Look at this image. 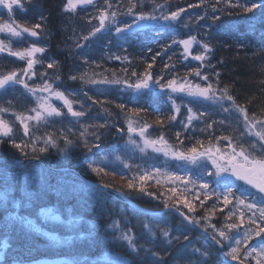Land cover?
Returning <instances> with one entry per match:
<instances>
[{"label": "trees", "instance_id": "trees-1", "mask_svg": "<svg viewBox=\"0 0 264 264\" xmlns=\"http://www.w3.org/2000/svg\"><path fill=\"white\" fill-rule=\"evenodd\" d=\"M67 0H19L14 4L11 12L0 5V23H10L13 27L22 25L37 31V37L24 33L22 37H12L10 33L0 32V41L10 45L13 51L23 50L35 44L45 49L44 53H37L34 57L39 63L34 65L35 76L29 79L23 77L27 83L35 87L42 85L43 80L53 83V86L65 92L69 99L74 100V110L85 111V116L79 119L67 113L62 102L53 98V103L61 108L62 116L49 119L47 122L28 121L30 135L25 136L23 125L16 120L14 113L34 115L29 110L37 106L36 98L23 85H14L6 89H0V108L8 109L0 113V118L9 122L13 127L11 138L21 143L27 157L21 155V151L12 147L9 137L0 140V158L9 157L19 160L35 159L32 149L45 147L44 139L47 134L59 137L57 147L48 146V151L40 155L47 165L54 168L70 167L76 169L85 178L99 183H112V188L123 187L127 179L139 170L151 169L152 167L168 168L177 171L178 165H184L183 161H176L165 157L162 153L153 152L151 148L144 153L129 143L126 113L133 108H145L147 111L140 113L142 121L151 124L146 131L150 139H157L161 134L174 146H179V140L183 141L186 149L203 141L207 146L211 142L216 144V137L226 135L233 136L235 140L243 143L245 147L257 138L250 136L244 128L242 118L236 113H224L212 106L210 101L196 100L192 97L177 99L182 104L180 112L175 121L166 122L163 126L155 124L157 115L167 118L173 112L167 95L159 88L149 91L141 90L133 93L126 85H88L80 81L81 75H87L93 79L102 80L105 77L129 79L135 82L132 76L135 71L138 75L144 73L147 65L152 63L149 70L152 76L163 75L165 81L173 76L184 77L192 83L206 84L211 82L214 87L229 88L237 104L247 108L249 116L255 113L257 118H264V5L261 0H167L168 7L165 12L178 11L181 13L178 23L172 27L161 28L159 25H167L170 22L155 21L148 27L142 29L133 28L132 34H115V28L111 31H102L88 42H83L82 37L91 31L93 26H98L99 9L104 7V0H94L92 5H79L75 12L65 11L64 5ZM116 4V0H110ZM127 4L128 0H122ZM157 3H165V0H156ZM256 3L257 8L251 12H245L244 7H250ZM236 5V6H233ZM215 6L216 11H212ZM152 0H144L143 11H151ZM141 10V9H137ZM159 15V10H157ZM213 16L220 17L213 20ZM204 17L203 19H198ZM91 18V22L90 21ZM121 23H130L131 17H119ZM40 24V28L35 25ZM187 25V27H185ZM120 26V25H117ZM19 30V28H18ZM196 36L202 43H209L212 51L207 54L203 62L196 61L192 57L184 58L183 46L171 44L172 39H186ZM81 42L84 47L77 48L76 43ZM169 45L167 48H162ZM149 48L151 51H149ZM203 51L200 45L194 44L193 55ZM157 52L153 63V56ZM120 56V60L113 57ZM127 57V59H124ZM56 62L53 68H48L49 63ZM169 68L165 69L164 65ZM99 65V66H97ZM27 66L26 60L9 55L7 52L0 53V74L17 71L21 75ZM174 66V67H173ZM200 68L201 75H207L209 80L203 81L195 75H188L190 69ZM126 70V71H125ZM46 73L41 78L40 74ZM217 73L219 76L217 77ZM59 76L60 80L55 78ZM71 76H76L75 81ZM217 81L219 82L217 85ZM87 93V97L81 94ZM144 93H148L145 95ZM40 95V93H38ZM43 95H46L43 94ZM182 95V94H181ZM75 101H82L83 107ZM93 101L103 102L93 103ZM124 104L125 110L117 107ZM227 106V105H225ZM187 107H192L196 112L210 113L204 120H194L187 129L183 127L186 123ZM107 108L108 112L103 109ZM223 120L224 124L219 121ZM217 121L212 128L207 124ZM95 125H105L97 129ZM88 127L86 139L89 145L96 143L93 132L100 134L99 148L93 147L88 151L84 146V138L80 132ZM117 128L123 131L118 132ZM63 132L73 143L65 148V142L60 135ZM241 133L244 135L241 136ZM39 138V139H34ZM137 142H141L138 134H133ZM227 141L221 140L218 147L223 149ZM198 146V145H197ZM121 156L131 168L125 167L115 156ZM108 157V159H102ZM97 161L105 168L108 175L97 174L88 168V164ZM212 170L210 161H202ZM192 169L193 176L200 174V169L195 165H188ZM115 173V176L112 174ZM179 174H184V168L179 169ZM8 177L7 197H5V177ZM123 177V179H122ZM205 179H208L205 177ZM213 178L210 187H217ZM237 185H243L251 196L260 199L264 194L243 181H236ZM26 184H34L36 191H30ZM146 187L149 191L157 194L171 195L168 189L170 184L157 185L154 181H148ZM219 190V189H218ZM127 191V189H125ZM177 193L182 194L194 205L195 215L203 218L208 215V221L202 220L203 224L221 228L226 223L231 205L227 208L219 203L215 209L216 198L211 196L204 201L201 207L200 200L204 199L203 193L197 200L196 192L181 193L177 187ZM240 193L237 192V195ZM32 197V203L26 206L27 198ZM143 207L161 210V200L153 199L147 195L143 197L137 192H132L130 197ZM41 209H44L41 211ZM223 209V211H221ZM119 195L111 191H102L98 188L83 183L74 173L52 172L44 165L37 162L19 163L14 161L0 162V264H37L44 260L63 259L66 264H120L117 258H124L132 264L133 257L137 256L127 248L126 242L113 239L120 229L132 228L137 237V244L144 248H151L154 252L164 257V264H226L220 254V249L203 236L195 227L188 225L176 213L170 212L167 217L161 215L145 214L141 219L161 228L168 226L173 229L172 236L180 235L181 241L167 246L157 232V238L153 241L136 222L135 212ZM15 213L27 217L25 223L15 221ZM250 213H245L247 220ZM124 217L129 218L131 224H126ZM239 213L227 222L238 223ZM165 220L167 225H165ZM114 221H118V227H109ZM247 226V225H245ZM179 227L180 231L175 229ZM256 227V225H252ZM198 229H203L197 227ZM183 235L189 236V241L183 240ZM8 239V247L3 246L4 239ZM259 237L249 241V245L259 242ZM196 247L206 251L208 256L201 257L199 253L192 254L190 249ZM247 246L241 244L239 260L246 264H256L257 259L264 264V258L252 256L245 258L244 250ZM228 249L224 248V253ZM129 253H132L129 255ZM141 264H151V258L145 259L146 254L139 252ZM225 256V255H224ZM227 259L230 257L225 256ZM228 264H234L229 263Z\"/></svg>", "mask_w": 264, "mask_h": 264}, {"label": "snow or ice", "instance_id": "snow-or-ice-1", "mask_svg": "<svg viewBox=\"0 0 264 264\" xmlns=\"http://www.w3.org/2000/svg\"><path fill=\"white\" fill-rule=\"evenodd\" d=\"M94 0H67L64 5L65 11L75 12L78 5H92ZM204 0H201L203 3ZM219 2V0H217ZM19 0H0V5L6 7L9 12H11L13 5L18 4ZM144 0H128L127 4H124L122 0H116V4L110 2V0H104V7L99 9L98 16L94 19L98 20V26H93L91 31L87 35L82 37L83 42H88L91 38H94L98 33L102 31H111L112 28H115V34L120 35L123 33L132 34L133 28L142 29L148 27L151 22L155 21H165L170 22L167 25H159V27H172L173 23L179 22V17L184 9H179L178 11L165 12V9L168 7L167 0L165 3H157L156 0H152L153 7L151 11H143ZM261 4L264 5V0H261ZM236 6V5H233ZM256 3H251L250 7L245 6V12H251L253 9L257 8ZM141 10H137V9ZM157 10H159V15H157ZM212 11H216L215 6H212ZM127 16L131 17L130 23H121L119 17ZM200 17L198 19H203ZM212 19L219 20L220 17L213 16ZM91 22V18L90 21ZM120 25V26H117ZM41 25H35V28H40ZM187 27V25H185ZM19 28V30H18ZM0 32L10 33L12 37H22L24 33L29 34L32 37H37L39 34L37 31L18 25L13 27L10 23H0ZM171 44L182 45L183 46V55L184 58L192 57L196 61L201 62V67L203 62L207 58V54L212 51V47L209 43H202L197 40L196 36H189L186 39H172ZM200 45L203 51L199 54L193 55L192 48L193 45ZM77 48L84 47V44L81 42L76 43ZM169 45H164L162 48H167ZM149 51L151 49L149 48ZM7 52L9 55L18 57L21 60L27 61V66L22 70L21 75L17 74V71H11L7 74H0V89H6L14 85H23L24 89L27 90V93H30L36 98L37 106L30 109V112L35 113L34 115H24L14 113L15 118L21 125H23V133L25 136L30 135L28 121L36 122H47L49 119L62 116L61 108L57 107L52 101L55 98L57 101L62 102V106L67 109V113L74 118H81L85 116V111H76L74 110V100L69 99L65 92L58 90L53 86V83H50L48 80H43L42 85H36L35 87L31 86L25 81L23 77L27 76L29 79L32 76H35L34 65L39 63L34 59L37 53H44L45 49L37 47L33 44L29 48L23 50L13 51L10 45H6L3 41H0V53ZM161 53L157 52L153 56V63L155 62L156 56H159ZM116 60H120V56L113 57ZM127 59V57H124ZM56 62L48 64V68H53ZM99 66V65H97ZM153 64L149 63L147 69L144 73L137 74L135 71L132 72V76L136 77L135 82H130L129 79H120L116 78L115 73H113V78L108 79L105 77L102 80L93 79L88 77L86 74L79 77L83 85H126L133 93H140L141 90L148 89L150 92L156 88H159L166 95L170 101L171 108L173 112L163 118L162 115H157L155 124L163 126L166 122L175 121L177 119V114L180 112L182 104L177 103V99H183V97H192L196 100L210 101L212 106L218 108L224 113H236L242 118L244 128L250 136H254L257 139L248 144L247 147L243 143L238 142L234 139L233 136L226 135L223 137H216V144L211 142V138L207 146L204 145L203 141H197V144L192 145L191 147L184 148L183 141L179 140L180 133H177V140L179 146H174L170 144L164 137L163 134L160 135L157 139H150L146 135V131L151 124L147 121H142L140 113L146 112L145 108H133L128 110L126 113V124H127V133L128 140L127 143L138 147L141 153H144L147 149L151 148L153 152L162 153L165 157H170L176 161L185 162L184 165H178L177 171H170L168 168L152 167L151 169L139 170L135 175L127 179L126 185L123 187L117 188L116 191L120 192L125 198L130 197L132 192H137L141 197L147 195L156 200H161L163 203V216L167 217L170 212L179 214L184 222L193 227H201L205 233L209 232V225L203 224V221H208L210 217L205 215L203 218L197 217L195 215L194 205L191 201L185 198L182 194L177 193V187L181 188V193L195 191L196 199L199 200L200 194L203 193L204 199L200 200L201 207L204 206V201L208 200L211 196L216 198V204L213 205V208L219 204L223 203L224 207L227 208L231 205V210L226 217V223L221 226V228H216L215 225H211L210 239L215 242L216 245L220 247L221 250L227 248L228 251L224 253L225 256L230 257L231 261L239 260L241 248L240 245L243 244L247 246L244 250L245 258L252 256L253 253L256 254V257L264 258V195L260 199H256L251 196V193L243 187V185H237L232 177H235L236 181H243L245 185H250L253 188L257 189L259 193L264 194V118H257L255 113L249 116L247 108L237 104L235 98L229 94V88L225 86L224 88H219L218 86L214 87L211 82L206 84L201 83H192L188 79V76L177 77L173 76L171 79L165 81L163 75L152 76L149 71L152 68ZM174 67V66H173ZM165 69L169 68L168 64L164 65ZM126 71V70H125ZM46 73H41L40 76H43ZM188 75H195L200 77L203 81H208L209 78L207 75H201L200 68L190 69ZM217 77L219 73L216 74ZM57 81L60 80V77L55 78ZM71 80L75 81L76 76H71ZM217 81V85H218ZM40 93V95H38ZM46 95H43L45 94ZM81 94L87 97V93L83 92L81 89ZM147 95L148 93H144ZM182 94V95H181ZM91 99V97H87ZM80 104V107H83L82 101H75ZM93 103H101L98 101H93ZM227 105V106H225ZM118 108L122 111L125 110L124 104H118ZM105 112H108L107 108L103 109ZM187 116L186 123H183L185 129L193 123L194 120H204L207 119L211 114L205 112H196L192 107H187ZM8 109L0 108V113L7 112ZM217 121H212L207 124V128H212L213 124ZM220 124H224V121H219ZM97 129L105 127V125H95ZM118 132L123 131L122 129L117 128ZM13 133V127L9 124L8 121L0 118V140L4 137H9V143L12 147L19 149L21 155L24 157L28 156V153L24 151L22 144L17 143L14 139L11 138ZM88 133V127H84L83 131L80 132L81 138H84V146L88 151H91L93 147L99 148V141L101 139L100 134L93 132L96 143L89 145L86 137ZM133 134H138L142 145L133 138ZM65 142V148L61 151H67V146L73 142L68 139L67 135L63 132L60 134ZM244 134L241 133V136ZM39 139V138H34ZM44 139L45 147L39 148V154L46 153L48 151V146L57 147V140L59 137H54V134H47ZM227 141L226 146L221 149L217 146L219 142ZM198 145V146H197ZM33 157L37 160L40 159V155L37 154V149L33 147L32 149ZM102 159H108V157H102ZM116 160H120L125 164V167L131 168L132 165L125 162L121 156H115ZM202 161H210L212 165V170H208V165L202 163ZM19 164V161H17ZM188 165H195L200 169V174L193 176L191 174L192 169H189ZM184 168V174H179V169ZM88 168L92 172L99 174L108 175L105 172V168L101 167L97 161H92L88 164ZM115 176V173L112 174ZM207 177L208 179H205ZM213 178H220L215 180L217 187H210V182ZM8 177H5V197H7L8 190ZM123 179V177H122ZM148 181H154L157 185L170 184L171 187L168 191L171 195L164 193L157 194V192L149 191L146 187ZM26 188H29L30 191H36L34 184H26ZM105 188H111L114 185L112 183H104L102 185ZM127 189V191H125ZM219 189V190H218ZM237 192L240 194L237 195ZM32 197L27 198L26 206L31 205ZM44 209H41L43 211ZM223 211V209H221ZM237 212L239 213L238 223L227 222L233 216H236ZM250 213L247 220H245V213ZM146 214L144 209H139L135 212L136 222L138 225L142 226L145 230V233L154 241L157 238V232H159L160 238L163 239L167 246H171L174 242H180L181 236L176 235L172 236L173 229L171 227L165 226L161 228L159 225H153L150 222H147L141 219L142 216ZM14 216L15 221L19 223H25L27 217L19 216L15 213L10 214ZM126 224H131L129 218H123ZM119 222L114 221L113 225L109 227H118ZM165 225L167 221L165 220ZM247 225V226H245ZM256 225V227H252ZM175 231L179 232L180 228L177 227ZM254 237H259V242L255 245H249V241L253 240ZM113 239L126 242L127 248L131 249L132 252H136L137 256L133 257L132 264H141L139 259V252H144L146 254L145 259L151 258V264H164V257L159 253L154 252L151 248H144L137 244V237L132 231L131 227L125 229H120L118 234L114 235ZM184 241H189L188 235H183ZM3 246L7 248L8 239L5 238L3 241ZM192 254L199 253L201 257L206 258L208 253L202 251L200 248L193 247L190 249ZM132 253H129L131 255ZM78 264V262H74ZM127 264V262H126ZM201 264H206V260L202 261ZM228 264V262H226ZM240 264H243V261H240ZM256 264H261L260 260L257 259Z\"/></svg>", "mask_w": 264, "mask_h": 264}, {"label": "water", "instance_id": "water-1", "mask_svg": "<svg viewBox=\"0 0 264 264\" xmlns=\"http://www.w3.org/2000/svg\"><path fill=\"white\" fill-rule=\"evenodd\" d=\"M3 161H14V162H17L19 161V163H26V162H37V163H40L42 165H44L45 167H47L49 170H51L52 172H64V171H68V172H72L74 173L83 183H86L90 186H93L95 188H98L102 191H111L117 195H119L122 199L125 200V202H127L131 207H133L134 209L136 210H139V209H144L146 211V214L148 215H161L163 214V211H167V210H164V209H161V210H153V209H149V208H146V207H143L141 206L140 204H138L137 202L135 201H132L130 198H125L124 196H122L120 194V192L116 191V189L114 188H105L103 187L102 183H99V182H96V181H92L90 179H87L85 178L82 174H80L76 169H73V168H70V167H62V168H54L52 166H49L47 165V163L42 160V159H29V160H19V159H15V158H9V157H1L0 158V162H3ZM179 216V214H177ZM180 217V216H179ZM181 218V217H180ZM191 226V225H190ZM193 227V226H192ZM203 236H205L210 242H212L213 244H215V242H213L211 239H210V235H208L207 233H205L203 231V229H198L197 227H195ZM216 245V244H215ZM219 249L220 247L218 245H216ZM220 254L222 256V258L226 261V262H229V263H234V264H240V260H237V261H231V259H227L225 256H224V249L221 250L220 249ZM243 264H246L245 262H243Z\"/></svg>", "mask_w": 264, "mask_h": 264}, {"label": "rangeland", "instance_id": "rangeland-1", "mask_svg": "<svg viewBox=\"0 0 264 264\" xmlns=\"http://www.w3.org/2000/svg\"><path fill=\"white\" fill-rule=\"evenodd\" d=\"M79 6V5H78ZM140 143V145L141 146H143L142 145V141L141 142H139ZM116 260L120 263V264H126V262H127V264H129L128 263V261L126 260V259H124V258H117L116 257ZM37 264H66V261H64L63 259H55V260H44V261H41V262H39V263H37Z\"/></svg>", "mask_w": 264, "mask_h": 264}]
</instances>
